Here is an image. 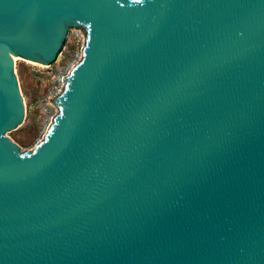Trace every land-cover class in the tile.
Returning <instances> with one entry per match:
<instances>
[{
	"label": "water",
	"instance_id": "water-1",
	"mask_svg": "<svg viewBox=\"0 0 264 264\" xmlns=\"http://www.w3.org/2000/svg\"><path fill=\"white\" fill-rule=\"evenodd\" d=\"M79 27L20 154L13 57ZM0 264H264V0H0Z\"/></svg>",
	"mask_w": 264,
	"mask_h": 264
},
{
	"label": "rangeland",
	"instance_id": "rangeland-1",
	"mask_svg": "<svg viewBox=\"0 0 264 264\" xmlns=\"http://www.w3.org/2000/svg\"><path fill=\"white\" fill-rule=\"evenodd\" d=\"M86 44V31L69 28L56 62L43 66L28 60L13 59L14 74L24 105V121L5 137L13 142L20 154L32 152L44 140L59 109L53 103L64 91L65 80L81 62Z\"/></svg>",
	"mask_w": 264,
	"mask_h": 264
},
{
	"label": "bare ground",
	"instance_id": "bare-ground-1",
	"mask_svg": "<svg viewBox=\"0 0 264 264\" xmlns=\"http://www.w3.org/2000/svg\"><path fill=\"white\" fill-rule=\"evenodd\" d=\"M13 59H14V60H16V58H15V57H13Z\"/></svg>",
	"mask_w": 264,
	"mask_h": 264
}]
</instances>
